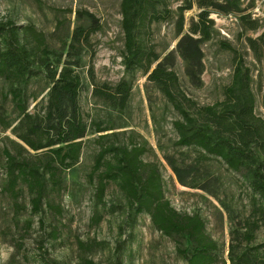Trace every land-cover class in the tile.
<instances>
[{
    "label": "trees",
    "instance_id": "16d2710c",
    "mask_svg": "<svg viewBox=\"0 0 264 264\" xmlns=\"http://www.w3.org/2000/svg\"><path fill=\"white\" fill-rule=\"evenodd\" d=\"M173 2L177 3L176 8ZM194 8L199 12L187 26L186 13ZM120 13L125 72L134 74L142 70L147 84L156 87L179 114L173 122L178 136L175 145L199 151L191 162L166 155L169 166L181 185L203 190L213 197H217L218 185L208 171V161L219 159L228 169L241 175L250 190L251 213L231 229L229 264H264V241L253 243L260 224L264 223V120L255 110L253 72L237 49L222 43L234 54L231 82L224 87L221 101L200 104L184 91L177 69L181 63L186 81L192 87L204 86L203 46L216 34L213 13L236 16L244 31H257L261 27L260 20L247 13L243 0H120ZM174 16L177 42L161 55L148 39L149 29L153 23L165 22ZM64 25L65 21L59 20L57 31ZM102 28L93 12L78 9L75 27L64 33L57 50L49 43L46 33L34 25H18L12 20L0 19V78L10 83L9 94L19 116L18 124L12 128L16 137L12 141L13 150L6 147L2 151L7 174L4 191L12 195L17 214L26 208L18 201L22 194L19 186L23 185L31 195L32 214L40 215L44 206H48L55 215H63L60 203L49 201L47 197L49 192L62 190L63 173L78 164L82 156L89 125L79 104L84 82L78 67L84 50L92 48V36ZM246 40L260 60L264 56V30L258 37L248 36ZM94 59L92 51L88 72L93 96L119 112L125 111L134 77H123L116 83H100L95 76ZM40 75H44L50 85L47 104L41 111L32 112L28 109L24 89ZM94 125L95 131L101 133V143L89 173L96 198L92 223L100 224L102 216L98 208L105 205L108 187L114 183L124 197L133 223L139 214L147 213L162 234L186 241L187 247L179 250L187 264H216L220 258L218 243L207 233L200 214L179 212L165 196L158 165L144 160L146 143L107 142L110 136H117L114 131L117 127L104 125L102 121ZM6 128H11V124L6 122ZM224 207L228 210L226 205ZM58 234L54 226L52 236ZM97 244L101 242L95 239L78 240L81 256L76 264H97L88 257ZM54 264L62 263L55 261ZM115 264H123L120 255ZM223 264L227 262L224 260Z\"/></svg>",
    "mask_w": 264,
    "mask_h": 264
},
{
    "label": "rangeland",
    "instance_id": "374dc122",
    "mask_svg": "<svg viewBox=\"0 0 264 264\" xmlns=\"http://www.w3.org/2000/svg\"><path fill=\"white\" fill-rule=\"evenodd\" d=\"M172 6L176 8L177 3L173 2ZM243 6L253 19L260 20L261 27L257 31H244L234 15H211L215 21L216 34L203 46L206 70L202 88H194L186 81L181 63L177 69L187 95L200 104L221 101L224 87L231 82L234 67V54L224 48L222 43L231 44L253 72L255 110L264 120V56L257 59L246 40L248 36L258 37L264 30V0H243ZM78 9L93 12L103 28L92 36V48L84 50L82 63L78 67L84 82L79 104L84 120L89 125L82 156L78 164L63 173L62 190L59 193L49 192L47 197L49 201L60 203L62 216L55 215L48 206H44L40 215L32 214L31 195L23 185L19 186L22 194L18 201L26 208L17 214L12 195L4 191L7 174L2 151L6 147L13 150L12 141L16 137L12 128L18 124L19 116L9 94L10 83L0 78V264H54L55 261L76 264L81 256L78 240L87 242L93 239L101 244L94 245L88 257L97 264H115L118 255L123 264H187L179 250L187 247L186 241L162 234L154 227L147 213L139 214L133 223L124 197L114 183L108 187L105 205L98 208L102 216L100 224L92 223L96 198L89 173L100 149L101 133L95 131L94 125L99 121L117 127L114 130L117 136H110L107 142L115 140L120 144H128L134 140L146 143L144 160L158 165L165 196L179 212L200 214L206 223L207 233L219 246L220 258L216 264H223L224 260L229 264L231 229L250 216V190L241 175L228 169L219 159L206 163L209 173L217 181L218 198L179 183L166 155H176L179 159L191 162L199 155V151L175 145L178 136L173 122L179 118V114L156 87L147 84V77L142 70L134 74L125 72L121 57L120 0H0V19L12 20L18 25H34L37 30L46 33L49 43L58 50L64 33L75 27ZM198 12L194 8L186 13L187 26ZM59 20H64L65 25L57 31ZM175 21L176 16L165 22L153 23L149 29L148 39L161 55L171 50L177 42ZM92 51L95 52L94 72L100 83H116L123 77H134L130 102L125 111L119 112L93 96L88 72ZM49 86L46 77L40 75L24 89L30 111H41L46 106ZM6 122L11 124V128H6ZM54 226L59 232L57 237L52 236ZM263 241L264 223H261L253 243Z\"/></svg>",
    "mask_w": 264,
    "mask_h": 264
}]
</instances>
